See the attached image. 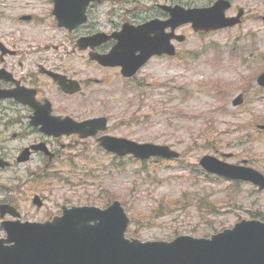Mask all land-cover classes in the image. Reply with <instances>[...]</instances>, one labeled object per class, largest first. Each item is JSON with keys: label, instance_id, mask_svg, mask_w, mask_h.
Returning a JSON list of instances; mask_svg holds the SVG:
<instances>
[{"label": "rangeland", "instance_id": "obj_1", "mask_svg": "<svg viewBox=\"0 0 264 264\" xmlns=\"http://www.w3.org/2000/svg\"><path fill=\"white\" fill-rule=\"evenodd\" d=\"M171 1L189 7L214 0H124L123 5L137 6L135 15L142 20L156 14L157 3ZM240 6L245 9L240 24L206 33L185 25L178 30L186 35L176 43L178 55L154 56L128 80L117 67L102 68L85 52H71L68 33L46 19L48 7L41 0H0V40L6 47L58 57L68 63L69 75L83 80L79 93L62 100L64 111L77 118L105 115L109 133L167 144L181 154L177 161L141 164L90 141L76 146L61 139L66 147L54 143L61 155L51 163L34 156L0 170V203L8 200L22 220L43 221L62 205L104 207L119 200L130 218L128 235L142 241L210 236L242 218L264 216V190L194 170L202 155L230 152L227 161H245L264 173V131L256 128L264 123V90L256 83L264 72V0H232L227 14ZM107 10L131 17L120 12L117 0H109ZM29 12L42 20H19ZM241 92L244 101L234 106ZM17 131L0 133V149L8 156L31 141L12 137ZM36 196L43 201L39 208ZM1 220L0 237L5 236Z\"/></svg>", "mask_w": 264, "mask_h": 264}, {"label": "water", "instance_id": "obj_2", "mask_svg": "<svg viewBox=\"0 0 264 264\" xmlns=\"http://www.w3.org/2000/svg\"><path fill=\"white\" fill-rule=\"evenodd\" d=\"M229 6L228 0H216L208 7L185 9L174 6L172 19L161 29L169 24L174 29L187 22H191L195 30L234 25L239 21L242 9L237 16L226 17L225 11ZM57 13L63 22L71 18L63 11ZM150 32L155 35L150 36ZM117 37L118 42L109 53L92 54V58L103 65H120L124 76L132 75L152 54H174V46L169 42L171 37L179 41L184 39V36L173 32L162 34L154 22L135 30L125 26ZM95 42L94 37L79 40L83 44L81 46ZM137 49L140 53L136 55ZM58 80L66 91L79 89L75 81H70L74 84L70 85L59 77ZM257 82L264 85V72ZM241 102V95L233 101L234 105ZM62 122V132L76 131L81 136L106 128L105 117L89 118L80 123L65 118ZM45 126L52 131L56 129L53 125ZM259 127L264 128V125ZM98 140L104 148L120 155L129 152L139 158L152 155L174 158L179 155L167 145L138 143L109 135ZM200 163L225 177L250 180L260 189L264 188V176L252 168L223 162L210 155H205ZM37 199L36 196L35 202L40 204ZM0 211L2 215L6 212L18 215L8 204L1 205ZM128 221L119 201L104 209L94 206L65 208L61 216L44 222L3 220L1 225L6 235L0 237V264H264V222L257 219H242L233 227L208 238L181 235L172 241L125 238Z\"/></svg>", "mask_w": 264, "mask_h": 264}, {"label": "flooded vegetation", "instance_id": "obj_3", "mask_svg": "<svg viewBox=\"0 0 264 264\" xmlns=\"http://www.w3.org/2000/svg\"><path fill=\"white\" fill-rule=\"evenodd\" d=\"M108 2L109 0H88L85 3L82 14L85 20L80 24H77L72 30H68L58 25L56 16L53 14L54 0H41V3L48 7L46 19L51 22L53 27L62 29L68 33L66 37L70 38L73 44L71 52H74L76 49L79 52H85L88 59L91 61H93L91 59L92 52L108 53L112 49L116 42L114 34H116L126 22L136 25L144 21L138 19L135 15L138 12L135 11L137 6L125 7L123 5L124 0H117L120 12L126 10V12L131 15V17H125V14L121 13L118 17L116 16V13L111 14L112 11L107 10ZM158 7L159 8H155V10L159 11L158 19L162 21L167 20L169 14L161 9L159 5ZM27 14L31 15L29 20H23L20 18V16L24 14L19 15V20L23 22H39L42 20V17L36 16L31 12ZM98 32L104 33L103 40L94 46H87L86 48L80 47L78 44V39L80 37L90 36ZM13 51L14 52L4 53L0 51V68L5 69L7 72V74L0 77V90L22 89V92H27V94L24 96L26 98L25 101H20L14 98H0V133L11 127H15L18 131L13 132L12 137L22 135L27 139H31V141L12 156H8L9 153L0 149V157L10 161L8 167L11 168L20 164L16 162V156L20 150L26 147L31 148L26 162H29L34 156H38L42 159L44 164H48L51 163L50 161L53 158L57 159V157L61 155L59 150L55 148L54 143L59 142L62 147L61 150L66 147L65 145H62L63 143H60L61 139L73 140V144L76 146H81L88 141L97 144V138L101 135L100 133L86 138L80 137L76 132L61 135L47 134L44 132L42 124L37 122L38 119L47 117L48 115L60 118L71 117L77 121L86 118H77L79 116L75 115L73 111L66 112L63 110L62 106L65 105V103L62 100L73 97L78 92L70 93L64 91L54 79V76L48 72H56L65 75L66 78L73 79L75 77L69 75V73H67L68 71H66L69 70L65 66L68 63L57 61L58 57H51L50 55L45 54L44 56L38 55L37 52L30 53L18 49H14ZM95 63L98 64L97 62ZM98 65L102 68H106L100 64ZM115 67L119 68L120 71L121 68L119 66ZM75 79H77L79 84H81L80 86L83 87V80L79 78ZM124 79L130 80L131 78ZM97 81L101 83L99 80ZM47 92L52 93L53 97L51 98ZM61 103L64 104L61 105ZM107 132L109 133V131ZM40 143L45 145L46 150L40 149L37 151L36 148L32 147ZM67 145L71 146L72 143L69 141Z\"/></svg>", "mask_w": 264, "mask_h": 264}, {"label": "trees", "instance_id": "obj_4", "mask_svg": "<svg viewBox=\"0 0 264 264\" xmlns=\"http://www.w3.org/2000/svg\"><path fill=\"white\" fill-rule=\"evenodd\" d=\"M181 88H183V87H181ZM260 219H262V220H264V216H262V215H257Z\"/></svg>", "mask_w": 264, "mask_h": 264}]
</instances>
